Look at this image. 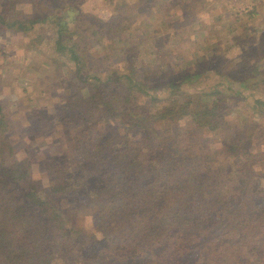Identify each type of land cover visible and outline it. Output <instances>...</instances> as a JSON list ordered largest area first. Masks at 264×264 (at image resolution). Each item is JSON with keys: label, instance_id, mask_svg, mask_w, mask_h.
I'll list each match as a JSON object with an SVG mask.
<instances>
[{"label": "rangeland", "instance_id": "obj_1", "mask_svg": "<svg viewBox=\"0 0 264 264\" xmlns=\"http://www.w3.org/2000/svg\"><path fill=\"white\" fill-rule=\"evenodd\" d=\"M2 1L0 0V12H5L10 18L13 14L8 10L9 4ZM144 2L148 7L142 2L137 4V0H123V5L119 4L121 8L129 3L136 6L133 12L137 25L116 22L113 33H109L110 31L98 33L94 35V40L90 39L86 48L90 54L88 64L93 74L90 81L94 83L97 77L104 79L111 70L116 69L115 67L125 71L127 63L136 60L138 69L148 68V65L144 64L152 61L153 54L150 51H153L156 35L151 31L153 27L145 28L144 43L136 44V49L130 47L134 44V34L139 32L137 28L145 26L146 19L142 13L150 9L153 13V24L156 26L154 28L160 32L158 37L165 28H168L167 24H172L175 34L168 38L171 45L169 53L162 55L164 57L159 63L149 66L153 71L151 75L156 71L160 73V77L154 75L155 78L152 80V85L157 88L148 91L147 97H143L146 99L145 102L142 98L139 100L142 99L141 102L146 108L149 106L152 108L156 106V102L151 101L149 97L168 94L166 89L170 90V85L179 84L182 90H188L193 94L200 88L207 91L213 89V85L219 80L230 81L229 85L232 88L224 89L225 102L221 104L223 111L226 110L222 137L228 140L234 136H238L242 141L246 139L245 143L252 155L248 158L243 155L235 160L233 157L226 160L222 159L226 156L224 154L220 156L221 161L218 156L217 162L208 165L200 157V147L204 142L211 143L215 132L208 131L206 127L194 130L187 128L191 121L189 118H183L181 130L172 127L173 131L183 134V138L179 140L180 150H184L183 154L177 152L175 147H171L169 142L159 141L157 138L153 142L146 141L142 138L146 131H142L134 136L138 147H134L126 164L120 169L108 170L109 180L102 204L99 201L90 203L85 197H82L80 202L74 197L61 196L62 206L75 216L76 225H83L86 231L94 233L96 232L93 231L92 216L94 212L100 210L105 224L103 223V230L100 228L101 230L96 233L98 243L96 242L90 253L93 255L102 253L111 264L131 263H126L124 253L116 255L107 247L111 246V243L123 244L118 243L121 241L119 238L127 240L126 244L130 247H136L134 252L125 253L126 257L136 254L135 257H140L134 260V263L150 261L149 264H212L213 254L215 256L222 253L221 257L224 258L217 259L221 264L235 262L264 264V106L255 102V97L264 95V85H253L256 78H259L254 72L247 78L244 77L242 85L239 80L233 79L234 75L240 76L247 69L264 70V0H144ZM12 6L15 14L29 12L33 7H38L43 13L52 8L49 11V14L53 15L52 18L59 15L58 18L62 20L72 19V23L79 19L81 29L83 26L89 29L91 23H96V20H91L94 18L87 12L106 20L112 14L113 4L108 0H11L9 8L12 9ZM162 16L167 20V24H158ZM146 18L148 19L147 15ZM52 25L47 21L38 24L34 22L26 32H21L0 23V113L3 114L5 125L3 129L1 128L4 134L0 136V146L4 151L7 150L2 142L5 138L14 146L16 158H29L33 177L43 184H47L56 176L53 170L54 161L51 158L53 155L63 151L68 154L71 161V154L76 153L79 148L81 150L89 145L94 150L97 149L96 138L104 128L113 130L116 128L114 134L110 131L113 135L119 131V139L116 141L112 139V142L120 144L121 147L126 138L132 139L131 134L126 135L130 131L112 115V112L117 113L116 110L108 113L101 103L91 101L89 107L91 113L79 114L71 105L72 97L77 96L79 89L76 87L80 86V82L75 77L74 66L69 68L58 64L57 53L49 42ZM160 44L161 42L157 46ZM178 57L180 58L177 59ZM208 62L212 64L209 69ZM186 73L194 75L193 79L183 77ZM172 81L175 82L171 83ZM136 93L142 95L139 91ZM170 93L172 95L173 91ZM191 98L194 100L195 96L192 95ZM154 124L155 127L147 131L162 132V123ZM212 143L218 145L216 139ZM98 151L99 149L94 155H99ZM219 161L224 162L223 166H220ZM240 165L244 166L242 176L247 180H241L239 195L242 196L241 200L251 204V209L256 208L251 212L253 217L246 225L253 226L251 229L253 233L250 235L256 239V245L253 242V246H248L242 239L239 243L241 232L236 227V220L219 217L220 223L215 227V235L211 238L205 236L206 224L196 225L194 235L189 237L185 235L182 245L190 246L191 250L183 260H178L179 257H173L174 252L180 250V243L176 237L168 235L169 232L162 229V225H157L156 228L149 227L145 224L148 219H141L144 218L140 214L143 212L142 208L135 209L136 211L133 209L134 196L146 192L159 214H171L173 211H168L163 202L158 206L159 200L175 202L179 206L185 195L188 203L193 204V209L197 207L201 213L203 208L205 216L204 211L208 207L206 198L208 188L202 180L203 176H212L221 182L223 178L221 169L237 170V166ZM89 169L95 170L92 167ZM191 174L198 179L201 176L200 182L193 183L188 177ZM67 180L71 181V178ZM196 184L203 185L204 189L200 193L192 194L196 191ZM16 193V202L25 210L27 205L22 202L19 191ZM93 194H97V189L91 190V195ZM217 210L224 213L230 211L217 208L215 212ZM180 212L182 210L178 213ZM175 218L183 219L179 214L175 215ZM229 220L230 225H226ZM68 224L72 225L70 218ZM226 226H229L228 231L220 234L222 228ZM52 236L45 232L39 236L49 241L53 254L45 264L93 263V258L91 260L87 258L90 253L84 254L79 251L80 245L82 249L87 245V241H82L85 235L79 237V242L67 241L64 244ZM238 253L239 256L236 255ZM101 262L97 264H110L105 259Z\"/></svg>", "mask_w": 264, "mask_h": 264}, {"label": "trees", "instance_id": "obj_2", "mask_svg": "<svg viewBox=\"0 0 264 264\" xmlns=\"http://www.w3.org/2000/svg\"><path fill=\"white\" fill-rule=\"evenodd\" d=\"M5 1L6 4H9V12L13 15H10L9 18L5 12H0V23L8 28L26 32L34 22L38 24V22L43 23L47 21V23L53 24L52 36L51 40L49 38V42L52 44L53 50L57 53V59H59L58 64L59 66H69V68L74 66L75 77L80 82V86L76 87L77 90L79 89L77 96H73L71 102V105L78 110V113H91L89 109L91 101L101 103L108 113H111L114 109L117 113L112 112V115H115L126 130L130 131L126 135L131 134L132 139L126 138L124 145L121 147L120 144L112 142V139L115 141L119 139V131L116 135H113L117 130L116 128H114L115 130L104 128V131L96 138V143L98 144L96 146L97 149L94 150L89 145L81 150L79 148L75 151L76 153L71 154V161H69V156L66 152L60 151L53 155L51 158L54 161L53 170L56 176L47 184H43L33 177L29 158H16L14 146L4 138L2 142L6 145L7 150L4 151L2 146H0V264H45L53 254H51L49 241L47 242L44 238L39 237L43 232L51 234V237L54 235L58 238L59 243L61 242L62 244L67 243V241L76 242L77 240L79 242V237L85 235L82 241H87V245L83 249L80 245V249H78L84 254H89L92 247L98 243L95 237H97L96 233L101 230L100 228L103 230V223L105 224L104 216L100 210L94 212L92 224L94 225L93 231L96 233L86 231L85 226L76 225L77 221L75 216L70 214L69 209L62 206L60 198L61 196H69L81 202L82 197H85L90 203L99 201L102 204L106 184L109 180L107 178L109 174L108 170L120 169L126 164L134 147H138V142L134 141V136L142 133V131H146L144 132L145 135L142 136L146 141L153 142L157 138L159 141L169 142L171 143V147H175L177 152L183 154L184 150H180L181 141H179L183 138V134L182 132L173 131L172 127H177L181 130V120L189 118L191 124L187 125V128L194 130V128L201 129L206 127L208 131L215 132L212 142L216 139L218 145L207 141L203 145L201 144L200 147V157L208 165L217 162L218 156L220 160V156H224V154L226 158L223 157L222 159L226 160L228 158L230 160L231 157L235 160V158L243 155L248 158V156L252 155L245 143L246 139L243 142L238 136H234L230 140L222 137V127L225 124L224 115L226 110L224 109L223 111L221 104L225 102L226 92L224 89L232 88L229 85L230 81L219 80L218 83L213 85V89H208L207 91L200 88L193 94L188 92V90H182L179 84H174V86L170 85V90L168 88L166 89L168 94L164 96L156 94L149 97L151 101L156 102L155 107L150 108L149 106L146 108L142 104L141 100L143 99V102L146 101L143 97H147L148 91L151 88H157V86L154 87L152 85V80L155 77H160V73L157 71L151 75L153 71L150 70V67L155 63H159L162 57H164L162 55L169 53L171 45L169 44L168 38H172L175 34L173 32L174 27L172 24H167L164 16L158 22L161 25H168V28H165V31L161 32L162 36L160 35L158 37V33L160 32H157L156 28H154L156 26L153 24V13L150 9L142 13L146 19L144 28H137L139 32L134 34V44L130 47L131 49H136V44L141 45V43L146 41L144 38L145 28L153 27L151 31L156 34L154 35L153 51H150L153 54L152 61L144 64L148 65L146 70L138 69L136 67V60L127 63V70L120 71V69L115 67L116 69L111 70L104 79L97 77L96 81L92 83L90 79L93 74H91V68L88 64L90 54L86 50L90 39L94 40V35L98 33L102 34L106 31L113 33L116 22L117 24L118 22H124L128 25L132 24L131 26L137 25L133 12L136 6H132L133 3L124 5L125 7L121 8L119 4L123 5V0H108L110 4H113V7L111 6L112 14L110 17L103 20L87 12L94 18L91 20H96V23H91L89 29L85 26L81 29L79 19L72 23V19L62 20V18H58L59 15L52 18L53 15L49 14L52 8L43 13L38 7H33L29 12H16L15 14L14 6H12V9H10L11 7L9 8L11 6V0H3L2 2ZM141 2L145 6L144 0H137V4H142ZM36 9L39 12L35 11ZM146 15L149 20L146 18ZM160 42L161 44L157 46ZM140 61L143 63L142 59ZM208 63L209 69L212 64L211 62ZM251 72L259 75V78H256L253 85H264V70L262 71L260 68H254V70L250 71L247 69L245 71L247 74L244 73L240 76L234 75L233 79L239 80L240 85H242L244 77L247 78ZM154 75L156 76L153 77ZM183 77L190 80L193 79L194 75L186 73ZM174 82L172 81L171 83ZM221 85L223 88H221ZM138 91L142 95L136 93ZM172 91L173 93L170 95ZM174 93H176V96H174ZM192 95L195 96L194 100L191 98ZM140 98L142 99L139 100ZM255 102L260 104V106H264V95L255 97ZM3 122V114L0 113V136L4 134L2 132L3 130H1L5 126ZM155 122L162 123V132L147 131V129L152 130L155 127ZM108 126L111 127L110 125ZM153 136L155 137L153 138ZM98 149L99 155H94V152ZM73 160L74 163H72ZM220 161L219 164L221 166L224 162ZM90 167L95 170L90 171ZM237 168L239 170L230 169L228 171L227 169H221L220 173L223 176L221 182L216 181V178L212 176H203L202 180L205 181V186L208 188L206 197L208 207L204 211L205 216H203V208L201 209V213L199 208L196 207L193 209V204L188 203L185 195L182 197L184 201L180 200L179 206L175 202L159 200L158 206L163 202L165 207L168 208V211H173L171 214H159L154 208L155 204L153 200L146 192L134 196L133 209L136 211L135 209L142 208L143 212H140V214L144 218L141 219H148L145 224L149 225V227L156 228L157 225H162V229H167V232H169L168 235L176 237V240L180 243V250L174 252L173 257H179L178 260H183L191 250L190 246L184 247L182 245L185 240V235L188 237L192 235L196 225L206 224L204 227L207 235L205 236L211 238L215 235V227L220 223L219 217H224L225 220H236V227L241 232L238 238L239 243L242 239V242L248 244V246H253V242L256 245V239L254 240V237L250 235V233H253L251 231L253 226H246L249 224L250 218L253 217L251 212H254L256 208L251 209L250 203L241 200L242 196L239 195L241 188L240 182L241 180H247V178L242 176L244 166L240 165ZM188 177L192 179L193 183L200 182L201 179V176L198 179L192 174ZM67 178H71V181H68ZM201 184H196V191L192 192V194L203 191L204 186ZM92 189H97V194L91 195ZM18 191L22 197V202L27 205L25 206V210L23 208L21 209L20 204L16 202V192ZM217 208L228 209L230 211H225L224 213L222 210H217L215 212ZM179 210H182V212L178 213ZM187 212L188 215L186 214ZM178 214L183 219H176L175 215ZM69 218L72 225L68 224ZM226 225H230V220ZM35 226L38 227L36 228ZM245 227H247L246 230ZM228 229L229 226L222 228L220 234L226 233ZM99 238L103 241L101 236ZM119 239L121 241H118V243L123 244L116 245L115 243H111V246H107L112 251L111 253L114 252L116 255H120V252L124 253L126 263L149 264L150 261L134 263V260L140 259V257H135L137 254L126 257L125 253L134 252L136 247H130L129 244H126L127 240ZM105 241L107 242V240ZM222 255V253H218L215 256L213 254L212 264H221V261L217 259H223L224 256L221 257ZM236 255L239 256L240 254L238 253ZM112 256L115 257V255ZM87 258L89 260L93 258L92 264H97L98 262L104 261V259L111 264L108 258L102 253H97L96 255L90 253ZM234 264H237V262Z\"/></svg>", "mask_w": 264, "mask_h": 264}]
</instances>
